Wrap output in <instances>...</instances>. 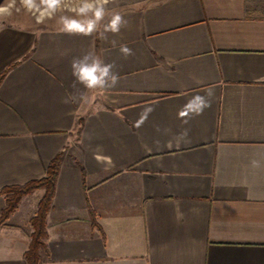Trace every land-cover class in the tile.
I'll return each instance as SVG.
<instances>
[{
    "label": "crops",
    "instance_id": "obj_1",
    "mask_svg": "<svg viewBox=\"0 0 264 264\" xmlns=\"http://www.w3.org/2000/svg\"><path fill=\"white\" fill-rule=\"evenodd\" d=\"M108 13L128 25L107 40L62 33L70 12L0 23V191L62 154L40 264H264V0ZM89 50L115 65L114 87L74 85ZM197 94L210 107L185 123ZM31 195L0 227V264H28Z\"/></svg>",
    "mask_w": 264,
    "mask_h": 264
},
{
    "label": "clouds",
    "instance_id": "obj_2",
    "mask_svg": "<svg viewBox=\"0 0 264 264\" xmlns=\"http://www.w3.org/2000/svg\"><path fill=\"white\" fill-rule=\"evenodd\" d=\"M109 2L110 0H78L77 6L69 10L71 14L59 16L57 24L60 31L68 35L85 37L99 33L103 40L108 39V33L119 34L121 29L128 25V21L120 13H113L109 16L107 10ZM19 3L25 11L34 14L41 22L54 19L64 6V0H19ZM101 25H103L102 31L100 30ZM111 43L113 46L116 44L114 40ZM119 51L125 57L133 54L127 44H120ZM114 68L113 63H106L94 50L74 57L71 61L72 76L75 78L74 85H82L84 89L88 90L114 87L118 83V74L113 71ZM211 95L212 92L209 90L206 96L210 97ZM206 96L199 94L192 96L178 113L179 117L187 123L186 118L202 114L206 108L210 107V101ZM73 99L75 97L69 96L63 102L69 103ZM182 135L186 136L187 131Z\"/></svg>",
    "mask_w": 264,
    "mask_h": 264
},
{
    "label": "trees",
    "instance_id": "obj_3",
    "mask_svg": "<svg viewBox=\"0 0 264 264\" xmlns=\"http://www.w3.org/2000/svg\"><path fill=\"white\" fill-rule=\"evenodd\" d=\"M5 72L0 74V82L2 81ZM82 124L83 119L79 120ZM62 154H58L50 163L46 170V175L38 180L30 181L22 186H9L0 191L6 195V205L0 214V226L9 218L11 213L18 207L21 198L31 192L33 189L41 187L45 189V193L41 198L36 214L31 219L33 232L31 234V242L24 256L28 264H40V250L46 249L45 239L47 237L46 217L50 209L52 198L55 192V183L59 171L60 160ZM94 224L96 222V214L90 209Z\"/></svg>",
    "mask_w": 264,
    "mask_h": 264
},
{
    "label": "rangeland",
    "instance_id": "obj_4",
    "mask_svg": "<svg viewBox=\"0 0 264 264\" xmlns=\"http://www.w3.org/2000/svg\"><path fill=\"white\" fill-rule=\"evenodd\" d=\"M65 1L67 2V4H65ZM152 1H155V0H110L109 4L107 5V10L109 12V11H113V10L123 8V7L130 5L132 3H136V2L150 3ZM77 4H78V0H64L63 9L58 13L70 12L69 10L72 7L77 6ZM0 9H2V11H0V23L7 21V20H13V18L14 19L16 18V19L21 20V21H23L25 19L33 20L36 22L40 21L39 19H37V17L34 14L29 13V12L24 10L23 7L20 5L19 0H15V2H13V0H0ZM40 188L41 187L35 188L31 192H29L28 194L24 195L21 198V200L18 204V207L20 206L21 201L26 196H28L29 194L30 195L33 194L36 190H38ZM40 200L38 201V203L36 202L37 200H36V194H35V195H31V197L27 198L25 200V202L23 203V210L27 211V213H30L34 210L35 203L37 206V208L34 211V214L31 215L28 222L26 223V225L31 228L32 232H33V227L31 224V219L33 218V216L36 214V212L38 210ZM18 207L11 213L9 218L1 224V226L6 224L9 221H12L11 218L14 215V213L16 212V210L18 209ZM32 232H31V234H32ZM41 250H43V249H41ZM41 250H40V252H41Z\"/></svg>",
    "mask_w": 264,
    "mask_h": 264
},
{
    "label": "built area",
    "instance_id": "obj_5",
    "mask_svg": "<svg viewBox=\"0 0 264 264\" xmlns=\"http://www.w3.org/2000/svg\"><path fill=\"white\" fill-rule=\"evenodd\" d=\"M65 4H67V2L65 1Z\"/></svg>",
    "mask_w": 264,
    "mask_h": 264
}]
</instances>
